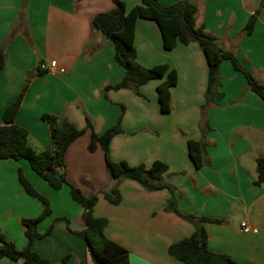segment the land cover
<instances>
[{"label": "crops", "instance_id": "obj_1", "mask_svg": "<svg viewBox=\"0 0 264 264\" xmlns=\"http://www.w3.org/2000/svg\"><path fill=\"white\" fill-rule=\"evenodd\" d=\"M130 11L142 0H123ZM181 0H160L171 6ZM198 7L197 26L215 36L221 48L233 51L243 66L264 86V0H186ZM263 4V5H262ZM112 0H0V48L5 64L0 70V124L4 111L24 92L16 125L30 135L37 152L51 149L49 125L43 114H55L86 127L90 119L103 133L117 123L121 105L126 109L121 134L110 145L114 161L150 167L167 163L163 182L175 190L184 216L221 219L204 223L208 248L229 255L236 264H264V184H255L256 161L264 157V100L249 89L245 77L229 61L220 66L223 97L207 112L211 127L202 132V107L209 66L197 43H179L166 50L156 22L138 19L135 47L145 67L168 64L178 83L171 88V111L162 113L157 87L162 80L134 90H110L125 69L115 60L114 44L92 27L99 13L114 10ZM260 13L254 32L244 34L252 14ZM29 37V39H28ZM56 61L65 73L51 72ZM41 65L44 73H38ZM34 75L28 76L29 73ZM91 131L76 140L66 154L71 184L84 194H99L97 217L109 220L107 237L127 248L130 264H184L168 253L169 247L192 236L195 225L168 211V189L148 191L130 179L114 180L106 169L103 150L88 151ZM206 143L204 165L190 158L188 141ZM51 203L52 213L38 226L45 233L57 218L51 234L38 239L33 250L49 264L91 262L85 242L76 234L85 228L83 208L73 201L69 187L53 189L27 160L0 161V227L18 249L27 245L20 218L35 217L43 204L25 191L18 170ZM117 187L122 201L113 205L103 193ZM243 224L249 228L245 231ZM0 264H22L8 258Z\"/></svg>", "mask_w": 264, "mask_h": 264}, {"label": "trees", "instance_id": "obj_2", "mask_svg": "<svg viewBox=\"0 0 264 264\" xmlns=\"http://www.w3.org/2000/svg\"><path fill=\"white\" fill-rule=\"evenodd\" d=\"M114 10L99 13L92 20V27L109 39L115 48V60L125 69L122 80L116 85L106 87V91L131 89L138 96H143L140 88L151 81L162 80L157 87L158 100L162 113L171 111V88L178 83L176 70L168 64H158L145 67L138 62L135 47L136 22L138 19H146L156 22L162 38L164 48L173 50L181 43L188 45L197 43L204 52L208 66V84L205 92V104L202 107V132L205 135L211 127L207 122V112L217 99L223 97L219 87L222 85L220 66L224 61H229L234 69L241 73L248 84L249 89L264 100V86L246 69L233 51L224 50L218 44L215 36L208 33L204 27L197 26L196 15L198 7L195 3L181 0L171 6H164L160 0H142L140 5L127 10L123 0H112ZM263 5V4H262ZM260 9L252 14L244 28V34L251 35L256 27ZM29 39V37H28ZM5 64V49L0 48V70ZM38 73H44L41 65ZM24 92L4 111L3 123L0 124V161L1 160H27L32 169L43 178L53 189L61 190L67 186L74 202L83 208V221L85 228L76 234L85 242L91 262L83 261L82 264H130V252L119 243L109 239L105 233L109 220L105 217H97L94 208L99 201V194L86 195L83 191L71 184L67 175L66 154L70 146L82 137L87 130L91 131L88 151L93 153L99 147L103 150L106 169L110 178L114 180L130 179L148 191H161L168 189L171 192L168 211L181 218L192 222L196 230L192 236L172 244L168 253L184 264H236L226 254L216 253L208 248V233L204 223H223L221 219L205 217L184 216L177 206L175 190L169 184L163 182V176L168 171L167 163L157 160L150 167L144 164L131 166L128 162L114 161L110 156V145L113 138L123 132L122 122L126 112L123 110L117 123L98 134L90 119H86V127L79 129L75 124L55 114H43L42 120L50 127L52 147L49 150L37 152L29 144V132L18 125L15 120L20 110ZM189 155L197 168L204 165L206 143L201 141H188ZM257 179L255 184H264V157L256 161ZM18 179L28 195L42 201L43 211L33 218H22L27 245L18 249L13 241L8 239L0 229V259L8 258L13 261H22V264H49L48 260L33 250V244L38 239L48 237L57 221L67 220L57 218L48 227L45 233L38 231L39 224L52 213L49 200L36 190L33 184L25 177L23 171L18 170ZM106 201L113 205H119L122 196L117 187L109 192H104ZM68 221V220H67Z\"/></svg>", "mask_w": 264, "mask_h": 264}, {"label": "built area", "instance_id": "obj_3", "mask_svg": "<svg viewBox=\"0 0 264 264\" xmlns=\"http://www.w3.org/2000/svg\"><path fill=\"white\" fill-rule=\"evenodd\" d=\"M49 69H50L51 72H56V71H58V72H60V73H65V70H64L63 68H59V67H58V64H57L56 61H52V62L50 63ZM243 227H245V231H249V228L246 227V224H243Z\"/></svg>", "mask_w": 264, "mask_h": 264}, {"label": "rangeland", "instance_id": "obj_4", "mask_svg": "<svg viewBox=\"0 0 264 264\" xmlns=\"http://www.w3.org/2000/svg\"><path fill=\"white\" fill-rule=\"evenodd\" d=\"M50 63L51 62H49V66H50ZM140 97H143V96H140ZM122 112H123V110L121 109V113H120V116L122 115ZM59 116V115H58ZM120 116H119V118H120ZM61 117V116H60ZM62 118V117H61ZM119 118H118V120H119ZM117 120V121H118ZM28 162V161H27ZM38 191V190H37ZM32 197V196H31ZM33 199H36V200H38L40 203H42V201H40L38 198H35V197H32ZM50 202V201H49ZM43 204V203H42ZM51 204V203H50ZM44 206V205H43ZM51 208H52V206H51ZM38 216V215H37ZM36 217V216H35ZM22 218H33V217H22ZM22 218H20V225H22V223H21V219ZM23 226V225H22ZM0 229H1V227H0ZM2 230V229H1ZM38 231H39V229H38Z\"/></svg>", "mask_w": 264, "mask_h": 264}, {"label": "water", "instance_id": "obj_5", "mask_svg": "<svg viewBox=\"0 0 264 264\" xmlns=\"http://www.w3.org/2000/svg\"><path fill=\"white\" fill-rule=\"evenodd\" d=\"M31 75H34L32 72L28 74V76L30 77Z\"/></svg>", "mask_w": 264, "mask_h": 264}]
</instances>
